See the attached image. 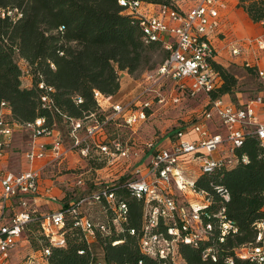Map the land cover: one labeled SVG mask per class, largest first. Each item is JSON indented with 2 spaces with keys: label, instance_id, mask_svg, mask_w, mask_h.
Here are the masks:
<instances>
[{
  "label": "built area",
  "instance_id": "obj_1",
  "mask_svg": "<svg viewBox=\"0 0 264 264\" xmlns=\"http://www.w3.org/2000/svg\"><path fill=\"white\" fill-rule=\"evenodd\" d=\"M118 2L139 19L145 42L159 41L168 56L155 70L144 73L146 87H140L142 91L139 94L137 91L128 102H113L112 97L96 93L101 118L93 113L81 120H69L68 145L55 128L46 127L45 118L17 124L10 121L7 104H0V163L7 154L5 149L11 144L14 129L20 128L28 135L24 160L30 166L17 174L0 169V264H6L9 252L32 225L39 227L40 235L48 243L38 252V260L43 264H48L46 257L50 246L65 245L67 216L74 219L73 226L84 233L88 242L94 240L96 229L107 234L109 229L104 223L95 225L86 217L79 216L82 206L107 205L112 210V226L114 229L119 228L120 222L126 220L127 206L110 191L111 187L119 185L104 183L97 191L71 203L68 208L60 207L51 213H40L39 198L51 202L58 200L54 193L55 183L51 180L45 184L43 170L49 164H61L74 151L86 158L94 150L108 166L116 160L137 156V150L122 144L118 139L110 144L95 143L94 136L112 123L118 126L122 124L134 133V128L146 120L147 111L151 110L153 104H178L182 97L203 102L198 116L190 122L183 121L175 131L164 135L162 142H146L143 149L151 152L148 174L137 177L140 172L137 169L131 178L120 185L132 197L143 200L140 248L151 258L169 259L180 264L176 244L180 242L198 247L199 240L207 238L213 231V225L202 224L200 210L209 204V197L206 192L195 190V182L200 176L209 175L220 168L230 169L239 161L247 163L245 155H236V150L243 145L247 135L258 140L264 158V121L259 117L264 112V99L258 96L245 103L238 101L233 104L228 95H217L222 78L212 66L217 58L212 39L219 31V11L225 9L224 1L170 0L163 5L139 0ZM261 24L264 25V21ZM247 42L254 44L258 51L264 50V34ZM245 43L229 42L231 56H240ZM257 59L255 57L254 60ZM243 66L253 69L259 78L264 79V70H260L255 62H244ZM22 72L25 77L29 76L28 70ZM39 88L45 87L40 84ZM45 89L47 92L52 90ZM160 89L166 90L163 92ZM150 94L154 96L152 99H148ZM41 101L43 107L51 105L47 95ZM74 101L77 104L82 102L79 97H74ZM90 121L93 124L85 125ZM81 132L82 137L79 136ZM191 168L195 169L192 171ZM83 184L81 179L76 181L77 186ZM215 191L224 202L229 200L224 187L218 186ZM223 212L224 209H221L217 214L220 221L216 226L221 242L224 236L237 231L225 219ZM160 222L165 225L169 239L163 233L154 232ZM255 229L254 243L237 250L235 256L248 264H264V216L256 223ZM202 257L216 261L211 248L205 249ZM31 258L24 264H37L36 258ZM91 264L106 263L97 258ZM226 264L233 262L228 259Z\"/></svg>",
  "mask_w": 264,
  "mask_h": 264
},
{
  "label": "trees",
  "instance_id": "obj_2",
  "mask_svg": "<svg viewBox=\"0 0 264 264\" xmlns=\"http://www.w3.org/2000/svg\"><path fill=\"white\" fill-rule=\"evenodd\" d=\"M139 1L157 5L170 2ZM237 6L252 22L264 21V0H239ZM154 53L162 55L156 67L151 63ZM167 56L159 41L145 42L139 19L118 0H0V104H7L11 122L29 123L41 117L46 119L47 128L63 131L61 125H65L68 132L69 120H81L93 113L101 118L96 93L112 99L121 95L119 72L133 75L152 71ZM19 60L29 70V86L23 84ZM212 66L222 78L217 95H231L234 76L217 62ZM244 68L255 76L253 69ZM40 84L52 90L40 89ZM44 95L51 100L49 107H43ZM74 97L82 102L77 104ZM236 155H245L247 163L239 161L230 169H216L196 180L195 190L204 191L209 197V204L200 210L202 224L209 223L214 228L207 238L199 240L198 247L176 244L180 264H226L228 259L233 264H248L235 255L243 246L254 243L255 225L264 216V158L258 140L251 135L246 136ZM122 184L110 188L127 206L126 220L120 222L119 228L112 226V210L103 203L99 204L106 217L101 223L109 231L102 234L96 229L92 243L73 226L72 217L66 219L65 245L49 247L48 264H91L97 258L106 264H175L141 251L143 200L132 197ZM218 186L227 190V202L216 193ZM63 207L69 205L64 203ZM221 209L225 219L237 229L224 236L222 242L216 228ZM165 229L160 222L154 232L169 239ZM95 244L102 249V257L94 255ZM207 248L214 250L216 261L203 259L202 252Z\"/></svg>",
  "mask_w": 264,
  "mask_h": 264
},
{
  "label": "rangeland",
  "instance_id": "obj_3",
  "mask_svg": "<svg viewBox=\"0 0 264 264\" xmlns=\"http://www.w3.org/2000/svg\"><path fill=\"white\" fill-rule=\"evenodd\" d=\"M237 4L239 0H237ZM231 0L228 1L230 3ZM151 12V11H150ZM261 23V22H260ZM176 26V24H175ZM236 42L241 39H232ZM231 40V41H232ZM162 60V55L154 53L151 58V63L155 64V67ZM18 64L23 70H28L23 61H18ZM154 67V68H155ZM230 74H232L236 80L233 88V93L228 95L229 100L233 104H237L238 101L245 103L246 101L260 96L262 90L261 82L258 76L250 75L245 71L244 67L229 65L224 67ZM29 71V70H28ZM147 70L128 74L125 71L119 72V81L121 82V95L117 99H113V102H128L135 97L137 91L138 94L142 91L139 90L144 86L143 82L144 73ZM123 75L124 78H123ZM25 76L23 75L22 81L24 83ZM126 79V80H123ZM143 84V85H142ZM161 91L166 89H160ZM159 91L158 93H161ZM164 92V91H163ZM156 95V94H155ZM236 95L239 100L236 99ZM154 96L150 94L148 99H152ZM203 106L202 101L187 99L182 97L180 103L171 104L166 103L165 106L154 105L151 110L147 111L146 120L140 123L138 127H135L133 133L129 128L122 124L118 126L116 123L110 124L109 127H105L97 132L94 136L95 143H112L115 139H118L122 144L134 148L139 153L137 156H132L130 159H119L114 162L113 165H106L104 159L100 158L94 150L90 152V157H82L78 151H74L69 154L68 158L61 164L53 163L45 166L43 170V179L54 180L55 186L59 188L62 193H65V200L60 199L61 204L64 201L69 200L71 203H76L81 198L90 195L97 191L104 183L109 185H118L132 177L133 171L136 172L139 169L137 177H145L148 174V163L151 156V152L143 149L146 142H162L164 135L175 131L183 121L190 122L201 113ZM93 124L92 121L85 125ZM63 131H59L55 128L57 133L62 136L63 142L69 144L67 140L66 126L61 125ZM15 128L13 132V139L8 148L5 149V153L9 152V161L6 171L10 173H19L25 169H29V164L24 160V153L28 148V135L23 129ZM82 132L79 134L82 137ZM92 143V142H91ZM144 151V154H143ZM35 168V167H32ZM195 168H191L193 171ZM61 179L66 181L69 179L72 181L73 187L71 190H67L64 183H60ZM81 179L84 184L81 186L76 185V181ZM58 201V200H57ZM68 203V205H70ZM15 206V205H14ZM81 217H86L93 224H98L105 221L106 212L103 210L100 204H89L79 208ZM67 221L70 216L66 217ZM91 243L94 241H90ZM47 245V242L42 239L36 226L32 225L26 229L21 236L16 246L9 252L6 264H24L27 261L32 260L33 255L39 256L37 252L40 247ZM93 253L97 257H102V249L95 244L92 249ZM38 253V254H37ZM40 257V256H39Z\"/></svg>",
  "mask_w": 264,
  "mask_h": 264
},
{
  "label": "crops",
  "instance_id": "obj_4",
  "mask_svg": "<svg viewBox=\"0 0 264 264\" xmlns=\"http://www.w3.org/2000/svg\"><path fill=\"white\" fill-rule=\"evenodd\" d=\"M223 1L225 3V9L219 11V31L217 35L212 39L213 46L217 52L216 62L222 65L223 67H228L229 65L244 67L243 66L244 62H248L251 64H254L255 62L260 70H264V50L258 51L254 44L252 43L249 44L247 42L249 40L255 39L258 36L263 35L264 25H262L261 23L252 22L248 17V15L246 14V12L242 8L237 6V2H238L237 0H231L230 3H228L229 0H223ZM232 39H241L240 41L246 42L245 45L242 47V53L240 54V56L233 57L230 54L228 43L231 42ZM255 57L258 58L257 61L254 60ZM120 74H125V73L121 72ZM124 76L125 75H123V78ZM255 76L257 77L256 73ZM258 79L262 85L260 97L264 99V79L259 77ZM24 83L25 86H29L30 78L25 77ZM236 99L239 100V97L237 95H236ZM259 117L261 121H264V112L260 114ZM9 157L10 156L8 152L0 163V169L6 171V168L8 167ZM23 170H27V169L23 167ZM47 181H51V180H45V184L47 183ZM52 182L55 181L52 180ZM60 183H64L68 191L71 190V188L73 187L72 181H70L69 179H66V181L61 179ZM54 193L57 195L58 198L60 199L62 198V200L66 199L64 196L65 193L63 194L59 188L55 187ZM60 199H58V201L51 202L46 200L45 198H39L38 209L40 213L43 214L51 213L60 209V207H63L64 203L70 204L69 200H66L64 201L63 204H61ZM12 206L13 205L11 203V207ZM33 256L36 258L37 264H43L40 260H38L39 256L37 255L36 256L33 255Z\"/></svg>",
  "mask_w": 264,
  "mask_h": 264
}]
</instances>
